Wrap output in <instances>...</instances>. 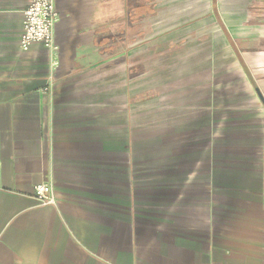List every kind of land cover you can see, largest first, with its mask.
I'll return each mask as SVG.
<instances>
[{
  "label": "crops",
  "instance_id": "obj_1",
  "mask_svg": "<svg viewBox=\"0 0 264 264\" xmlns=\"http://www.w3.org/2000/svg\"><path fill=\"white\" fill-rule=\"evenodd\" d=\"M29 3L0 0V264H264V0H56L22 52ZM206 47L227 68L184 73Z\"/></svg>",
  "mask_w": 264,
  "mask_h": 264
},
{
  "label": "built area",
  "instance_id": "obj_2",
  "mask_svg": "<svg viewBox=\"0 0 264 264\" xmlns=\"http://www.w3.org/2000/svg\"><path fill=\"white\" fill-rule=\"evenodd\" d=\"M56 0H30L24 12L23 33L19 46L22 52H27L35 44H40L47 50L54 52L57 48L54 43V28L58 21ZM58 66L57 57L53 53L51 70ZM48 84L44 92H50L55 84L52 73L48 77ZM36 197L42 205H57V198L51 185L43 183L35 187Z\"/></svg>",
  "mask_w": 264,
  "mask_h": 264
},
{
  "label": "rangeland",
  "instance_id": "obj_3",
  "mask_svg": "<svg viewBox=\"0 0 264 264\" xmlns=\"http://www.w3.org/2000/svg\"><path fill=\"white\" fill-rule=\"evenodd\" d=\"M192 45V44H191ZM188 50H194V47H191V46H188L187 47ZM215 51L216 48H214ZM218 49V48H217ZM213 50L210 49V48H204V56L203 58H205V60L203 62H188L186 65L187 67L185 68V70L183 71L184 73L186 72V74H193V73H196L197 71H201V70H208L212 67V65H218V66H221L222 68H227L226 64L231 61V59L229 58L228 54L226 53L225 49H218L220 55L218 54V56L220 57V62H217V63H214L212 64V56H217V53L216 52H212ZM194 58V57H193ZM192 57H189V60L193 59ZM175 64L172 63V66L174 67ZM174 72V71H173ZM227 88L229 90H231L233 87L231 85H223L221 86V88ZM221 93H227V91H223ZM228 94V93H227ZM227 94H225V98L223 97L221 100L222 103H221V108L219 110V121H220V125H216V127H219V136L220 138H227V105H228V98L227 97ZM216 128H214L215 130ZM209 134L208 132L205 131V136H210V134L212 135L211 133V129H209Z\"/></svg>",
  "mask_w": 264,
  "mask_h": 264
}]
</instances>
